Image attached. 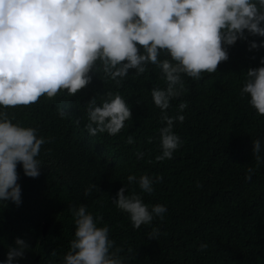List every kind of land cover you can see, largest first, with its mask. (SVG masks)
<instances>
[{
  "label": "trees",
  "instance_id": "16d2710c",
  "mask_svg": "<svg viewBox=\"0 0 264 264\" xmlns=\"http://www.w3.org/2000/svg\"><path fill=\"white\" fill-rule=\"evenodd\" d=\"M227 52L215 72L195 80L184 76V91L171 99L167 113L184 117L173 121L182 144L171 159L154 158L164 121L150 92L165 81L152 65L139 75L129 69L116 84L97 61L96 74L90 71L91 81L76 93L61 89L51 98L6 108L14 121L36 128L46 142L37 157L38 176H26L17 163L19 205L0 203V261L20 237L28 248L18 264H61L73 239L70 207L82 203L109 226L125 264H264V164L257 166L251 153L252 139L264 142V114L249 105L247 94L240 95L244 71L258 66L264 48L249 50L246 41L237 40ZM106 91L118 92L131 116L114 135H90L86 103L94 96L99 104ZM138 152L143 156L137 158ZM247 167L254 169L248 178ZM141 173L161 177L152 193L140 194L167 211L163 220L154 217L149 225L133 228L111 197L122 184L128 192H140L126 177ZM91 184L98 188L85 195ZM152 228L158 230L155 239L148 236ZM201 243L207 247L201 249Z\"/></svg>",
  "mask_w": 264,
  "mask_h": 264
},
{
  "label": "clouds",
  "instance_id": "9594fccd",
  "mask_svg": "<svg viewBox=\"0 0 264 264\" xmlns=\"http://www.w3.org/2000/svg\"><path fill=\"white\" fill-rule=\"evenodd\" d=\"M250 36L264 37V0H0V203L19 205L17 163L26 176H38L42 164L37 157L46 142L36 128L14 121L6 108L29 105L44 95L51 98L61 89L76 93L91 81L89 73H95L97 61L105 78L116 84L129 69L139 75L152 65L165 81L150 92L164 121L159 129L160 152L154 158L171 159L182 144L173 121L182 122L184 117H173L166 110L171 99L184 91L183 77L195 80L215 72L237 40L246 41L249 50L264 48V39L257 42ZM244 74L240 95L247 94L249 105L264 114V55ZM103 97L99 104L94 96L86 103L85 128L90 135H114L131 116L118 92L106 91ZM184 107L183 102L178 105ZM58 115L63 119L66 113L60 109ZM126 142L132 143V137ZM251 153L257 166L264 164L261 139L251 140ZM253 171L247 167L245 177ZM126 179L140 192H128L122 184L111 200L128 214L132 227L149 225L154 217L163 220L166 207L148 204L140 194L152 193L161 177L141 173ZM97 188L91 184L84 194ZM70 211L73 239L61 264H125L99 215L82 203ZM157 235L152 228L148 236ZM27 248L24 239L15 237L0 264H18Z\"/></svg>",
  "mask_w": 264,
  "mask_h": 264
}]
</instances>
